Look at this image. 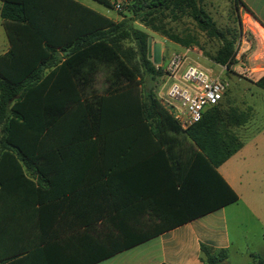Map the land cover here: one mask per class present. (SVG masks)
<instances>
[{
    "label": "trees",
    "instance_id": "16d2710c",
    "mask_svg": "<svg viewBox=\"0 0 264 264\" xmlns=\"http://www.w3.org/2000/svg\"><path fill=\"white\" fill-rule=\"evenodd\" d=\"M2 1L0 16L9 48L0 54V264H93L133 246L100 244L95 241L99 235L91 238L90 229L81 231L84 224L91 225L74 209L88 202L85 195L91 183L76 176L91 168L79 166L81 161L123 158L124 142L130 136L135 141L144 136L142 128L153 137L166 128L186 134L198 147L205 177L216 179L226 190L220 206L238 199L215 170L242 146L221 130L220 102L208 108L197 124L180 130L156 93L145 87V78L147 82L159 77L162 82L163 68L147 58L149 36L132 25L137 21L190 48L159 24L167 14L187 15L200 31L221 43L211 59L228 67L234 43L215 25L202 0H131L124 5L130 17L121 16L118 22L72 0H49L74 7L65 36L56 35L55 18L47 19L52 8L30 0ZM94 1L114 9L108 0ZM126 40L135 41L136 48L126 47ZM101 71L106 76L97 90L95 80ZM255 85L264 89V75ZM107 172L105 165L106 176ZM171 184L161 192L186 191L181 178L175 187ZM107 188L104 181L100 189ZM201 214L205 213L190 214L171 225ZM88 236L93 244L87 242ZM200 250L203 264H224L227 258L225 250L204 245ZM257 264H264V259Z\"/></svg>",
    "mask_w": 264,
    "mask_h": 264
},
{
    "label": "crops",
    "instance_id": "0c3cea01",
    "mask_svg": "<svg viewBox=\"0 0 264 264\" xmlns=\"http://www.w3.org/2000/svg\"><path fill=\"white\" fill-rule=\"evenodd\" d=\"M72 1L113 22L121 19L111 18L108 9L115 13L116 10L94 0ZM108 1L112 5L117 0ZM30 2L52 8L47 19L53 17L58 21L56 35H66L65 23L74 8L72 5L49 0ZM234 3L243 23L250 22L252 33L264 39V0H234ZM2 6L3 1L0 0V11ZM4 25L0 16V54L9 48ZM152 43H160L162 63L163 43L153 39ZM142 131L144 136H138L136 141L130 136L124 142L126 153L121 159L111 157L106 163L99 159L79 162V166L91 167L88 170L84 168L89 171L86 174L76 176V180L91 183V189L85 195L88 202H82L74 209L80 219L88 220L91 225L86 228L87 224H84L81 231L90 229L91 238L99 235L95 241L100 244L133 245L93 264H203L200 250L203 245L213 251L225 250L227 258L224 264H227L235 242L239 246L235 255L257 259L264 252V225L254 217L257 212L251 196L242 201L241 192L247 186L244 184L245 172L238 161H234V158L243 160L249 155L246 143L243 142L240 149L215 168L238 196L235 202L220 206L226 199V190L216 179L211 181L205 177V170L201 167L203 161L197 156L198 147L186 134L166 128L160 131L159 137H153L146 129L142 128ZM263 133L264 126L257 130V134ZM110 147L115 146L112 144ZM131 147L137 149L136 152ZM251 151V171H259V163L264 159V144L254 143ZM105 165L108 166L107 176L104 174ZM179 177L185 192H161L170 186V182L173 187L178 185L176 180ZM104 181L107 182V190L100 189ZM207 208L209 210L204 211ZM243 208L251 215L248 221L243 220ZM194 213L205 214L171 225ZM100 215L105 216L102 218ZM145 234L153 236L138 242L137 238ZM90 237L87 242L93 244Z\"/></svg>",
    "mask_w": 264,
    "mask_h": 264
},
{
    "label": "rangeland",
    "instance_id": "374dc122",
    "mask_svg": "<svg viewBox=\"0 0 264 264\" xmlns=\"http://www.w3.org/2000/svg\"><path fill=\"white\" fill-rule=\"evenodd\" d=\"M201 4L215 25L224 33L226 32L227 37L234 43L235 55L228 67L215 64L211 59L221 43L200 31L187 15L177 14L176 18L170 14L162 16L159 19L160 28L164 29L169 35L186 41L185 46L191 45L190 48L193 49L190 53L191 61L208 70L226 84V91L217 106L218 111L223 115L220 128L225 130V133L234 136L236 143H246L249 155L243 160L234 158V161H238L245 172L244 184H247V186L241 192L242 201L251 196L256 205L257 216L254 217L264 225V159L259 163L261 165L259 171L257 169L255 172L251 171L252 145L254 143L264 144V133L257 134V130L264 126V89L255 85L256 81L264 75V39L252 33L250 22L243 23L234 0H202ZM124 5L127 4L124 3ZM124 5L122 11H116L117 14L108 9L109 16L113 19L121 18L124 15L126 18L130 17V11ZM132 25L134 28L144 31L151 39V43L152 39L163 43L162 66L166 64L170 53L181 51V48H183L180 44L169 41L159 32H153L145 28L137 21L133 22ZM124 45L133 49L136 48V43L133 40L124 41ZM134 63L139 65L137 57H135ZM141 73L143 74L142 71ZM105 76L101 71L96 77L95 88L97 90L102 89ZM161 79L158 77L153 81H149L147 78L146 82L145 78L146 89L149 88L157 93L161 87ZM243 214L245 215L243 217L244 221L250 220L251 215H248L244 208ZM252 225L255 226L254 223ZM243 246L242 243L241 248ZM238 247L236 242L233 243L231 247L232 255L227 264H257L259 260L264 259V252H261L255 260L247 259L248 256L243 258L235 255Z\"/></svg>",
    "mask_w": 264,
    "mask_h": 264
},
{
    "label": "built area",
    "instance_id": "2783aa9c",
    "mask_svg": "<svg viewBox=\"0 0 264 264\" xmlns=\"http://www.w3.org/2000/svg\"><path fill=\"white\" fill-rule=\"evenodd\" d=\"M127 2L117 0L113 8L120 12ZM192 50L185 47L169 55L162 66L163 80L156 93L159 104L182 131L197 124L208 108L221 101L226 90V84L217 76L191 61Z\"/></svg>",
    "mask_w": 264,
    "mask_h": 264
},
{
    "label": "water",
    "instance_id": "95a60500",
    "mask_svg": "<svg viewBox=\"0 0 264 264\" xmlns=\"http://www.w3.org/2000/svg\"><path fill=\"white\" fill-rule=\"evenodd\" d=\"M160 43H151V39L147 40V58L151 59V62L155 66H159L161 63L160 57Z\"/></svg>",
    "mask_w": 264,
    "mask_h": 264
}]
</instances>
